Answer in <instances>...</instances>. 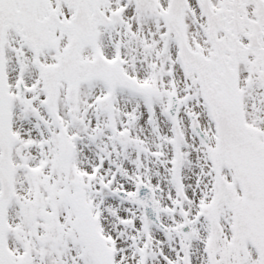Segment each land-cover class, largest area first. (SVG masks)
<instances>
[{"label":"snow or ice","instance_id":"obj_1","mask_svg":"<svg viewBox=\"0 0 264 264\" xmlns=\"http://www.w3.org/2000/svg\"><path fill=\"white\" fill-rule=\"evenodd\" d=\"M0 264H264V0H0Z\"/></svg>","mask_w":264,"mask_h":264}]
</instances>
